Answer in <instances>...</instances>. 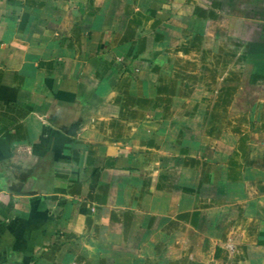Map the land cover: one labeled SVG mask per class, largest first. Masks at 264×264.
Returning a JSON list of instances; mask_svg holds the SVG:
<instances>
[{
  "label": "crops",
  "instance_id": "1",
  "mask_svg": "<svg viewBox=\"0 0 264 264\" xmlns=\"http://www.w3.org/2000/svg\"><path fill=\"white\" fill-rule=\"evenodd\" d=\"M210 12L0 0V264H242L246 216L264 264V120L214 116L240 69L208 67Z\"/></svg>",
  "mask_w": 264,
  "mask_h": 264
},
{
  "label": "rangeland",
  "instance_id": "2",
  "mask_svg": "<svg viewBox=\"0 0 264 264\" xmlns=\"http://www.w3.org/2000/svg\"><path fill=\"white\" fill-rule=\"evenodd\" d=\"M203 4L207 3L210 7L221 11V17L214 13L208 14L209 24L207 28L209 36L208 54L211 56L208 67L222 72L227 70L240 69L239 75L228 76L225 81L226 91L224 100L232 104L236 101L241 103L240 110L232 109L229 106L214 111V116L219 118H232L236 113L241 112L244 120L252 115L258 120H264V26L260 23H253L249 18L259 21L264 20V3L263 0H202ZM201 2V1H199ZM237 18H240L238 20ZM214 77L210 75L209 80L212 82ZM255 102L253 108L249 104ZM226 129L227 124L220 126ZM247 130V126L245 128ZM227 133V132H226ZM232 212L224 215L213 216V224L210 222V228H216L218 219L219 227L229 230L233 227V218L236 216ZM162 222H152L146 220L149 228H169ZM214 225V226H213ZM238 229L245 234L240 238V259L242 264H249L258 256L255 251L246 252L247 246L252 242L246 233L251 228L248 216L242 217L241 222L237 224ZM184 222L177 225V229H184ZM227 239V237H226ZM211 247V246H210ZM221 250V249H220ZM179 253V254H178ZM176 253L180 255L181 252ZM209 255L212 252L209 249ZM222 253H218V258H222ZM212 258V257H211Z\"/></svg>",
  "mask_w": 264,
  "mask_h": 264
}]
</instances>
